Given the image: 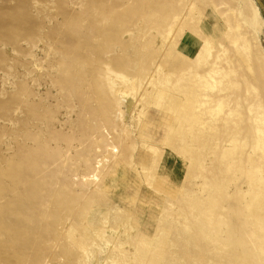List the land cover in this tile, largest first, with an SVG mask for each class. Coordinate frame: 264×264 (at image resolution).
Returning a JSON list of instances; mask_svg holds the SVG:
<instances>
[{
	"label": "rangeland",
	"instance_id": "obj_1",
	"mask_svg": "<svg viewBox=\"0 0 264 264\" xmlns=\"http://www.w3.org/2000/svg\"><path fill=\"white\" fill-rule=\"evenodd\" d=\"M263 59L264 0H0V264H241L264 150L214 138V79L264 130ZM205 175L229 227L194 241Z\"/></svg>",
	"mask_w": 264,
	"mask_h": 264
},
{
	"label": "bare ground",
	"instance_id": "obj_2",
	"mask_svg": "<svg viewBox=\"0 0 264 264\" xmlns=\"http://www.w3.org/2000/svg\"><path fill=\"white\" fill-rule=\"evenodd\" d=\"M149 1H151V0H149ZM253 15H255V14H253ZM118 21H120V23L123 22L122 20H118ZM110 41H112V40H110ZM108 45L110 47L109 40H108L107 44H104V47H103L104 51L107 50L106 48H108ZM206 45L208 46V44H206ZM209 45H210V43H209ZM207 46H206V49H207ZM247 48H248V46H246L244 44V45L241 46L240 49L246 50ZM108 51H110V50H108ZM216 57H215L216 60H214V70L209 71L208 74L205 75V76L202 75L203 77H200L199 79L203 78L205 80L207 77H208V79L212 78L213 74H214V78H215V75L217 73L216 70H215L216 69L215 66H216V61L219 58V57L218 58H216ZM252 57L253 56H251V58ZM257 57L259 58V56H255L256 59H257ZM122 58H121V60L117 59V61L119 60L117 62V67H118V65H121V66L124 67V68L122 67V69L126 68L127 70H129V69H131L130 67L134 66L132 63H130L129 61L125 60L126 58L124 60ZM258 60H259V63H260L261 59H257L256 62H258ZM262 61H261V63H262ZM197 64H199V63H197ZM257 64H256V67H258V68H260L262 66L261 64H260L261 66H259V65L257 66ZM141 65L142 66L144 65L143 62L141 63ZM121 66H120V68H121ZM221 66H222V64H221ZM262 67H264V63H263ZM143 68H145V67L143 66ZM258 68H257V70H258ZM261 69H263V68H261ZM261 74H258V75H261ZM255 76H256V74H255ZM256 78H257V76H256ZM203 79H201V80H203ZM208 79H206L204 82L202 81L203 82L202 87L213 88L211 82H209L210 80L208 81ZM261 80L264 82V79H261ZM217 82H219L220 84L222 83V81H217ZM231 82H230V84H231V86H233L234 83H231ZM196 83H197V81H196ZM237 83H239V82H237ZM257 84H258V82H257ZM231 86H228V83H226L223 87H221V86L219 87L217 85L215 79H214V104L216 105V107H218V110L221 111L222 107H223V104L225 102H227V105H226L227 109H226V111H223L224 112V116L221 115L222 117L218 119L217 118L218 114H217L216 119H218V120H216L214 122V138H216V140L219 141L222 144L230 143V144H233V145H237V143H241L242 140L246 139V137H248L250 135L251 131H252L253 139L256 138V140L253 142V147H252L253 151H259L260 150L261 152H263V150H264V130H262L260 125H259L260 123L263 122V119H262L261 116H254L253 114H252L253 115L252 118H250L248 116L249 115L248 111L250 112V108L248 109V106L250 107L251 103H254V100L247 99L246 97H245V99H246L245 100L244 97H242V96H244L245 93L247 94V92H248L247 90H250V89L245 87L246 86L245 85L244 86L245 88L243 89V91L241 90V92L240 91L237 92V93H239V95H238V94L234 93V88H233V91H231V88H230ZM202 89H204V88H202ZM253 89H255V87ZM200 91H201V89H200ZM202 93H203V91H202ZM240 94H242V95H240ZM249 95H247V96H249ZM208 96H210V94ZM253 96H252V98H253ZM255 98H257V97L255 96ZM239 99H242L243 101L247 102L246 108H245V110L247 112H245V113L244 112L243 113H238L237 112L236 108L239 107V102H238ZM257 99H259V98H257ZM257 99L255 101H257L258 104H259L260 103V101H259L260 99L259 100H257ZM261 99H263V98H261ZM257 102H256V104H257ZM262 103H263V101H262ZM251 107H253V106H251ZM251 113H252V111H251ZM220 114H222V113H220ZM194 121L196 122V120H194ZM249 123L251 124V130L247 133ZM247 124H248V126H247ZM239 145H242V144H239ZM113 149H114V147H113ZM114 152L116 153L118 151L116 150ZM99 162H101V161H99ZM17 165L18 164H16V166ZM13 168H15L14 165H13ZM96 168H99V164H98V166ZM11 169H12V167H11ZM13 173L14 172H12V174ZM12 174H11V172H9V170L0 171V176L2 178V181L11 179L10 182L12 183V178L13 179L15 178V177H12ZM95 176H96L95 174L92 175L89 178V180H91V179L93 180V178H95ZM206 177H208V176H206ZM95 180H97V177L95 178ZM7 182H9V181H7ZM205 182H206V185H208V192L207 193L209 194L208 195L209 199L205 198V199H207L206 202L205 201H199V202H196V203L192 204V206H187L186 210L184 211V214L187 216V218H188L187 220L189 221L188 222V224H189L188 229H189V231L191 230V232H192L191 236H192V239L194 241H196V239H197L196 236H197V234H199L200 229H203V232H207L209 229H211L213 227L214 228L215 227H220V228L225 227L226 228V226H227V228L229 227V222H228L229 219L225 220V219H222L225 216L224 217L222 216L221 218H219L218 215H217V214H219L221 212V210L224 209V208L222 209V204H223V199L222 198H223V195L225 193V188H224L222 180L217 178V175H215V177L214 176L210 177V178L208 177ZM4 184H1V185L4 186V187L2 186L3 188L2 187L1 188L3 190H6L4 188L7 185H6L5 182H4ZM12 184H15V181ZM263 184H264V182H262L261 185H263ZM246 198H247L246 199V206H247L249 215L245 216V223H243V225L241 226L242 230L245 229V236L244 237L246 239V252H245L244 255H242L240 258H238V260H239V262L241 264H264V190L260 191V193H257L256 190L254 189V187H252V188L249 189ZM230 211H231V209L230 210L228 209V211H226V212L228 213ZM182 213H183V211H182ZM223 213H222V215H223ZM232 213H233V211L230 212V214H232ZM233 215H236V214L234 213ZM230 225H231V223H230ZM233 232H236V231L234 230ZM244 242H245V240H244ZM18 256H20V255H18ZM3 262H4V264H19L20 260L19 261H16V260L13 261V260L10 259V261H8V259L6 260L4 258Z\"/></svg>",
	"mask_w": 264,
	"mask_h": 264
}]
</instances>
